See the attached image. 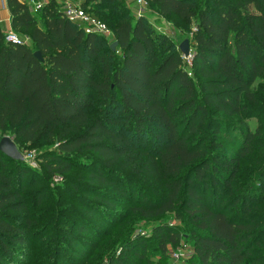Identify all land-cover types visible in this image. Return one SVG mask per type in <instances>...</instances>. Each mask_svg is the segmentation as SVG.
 Masks as SVG:
<instances>
[{
    "label": "trees",
    "instance_id": "obj_1",
    "mask_svg": "<svg viewBox=\"0 0 264 264\" xmlns=\"http://www.w3.org/2000/svg\"><path fill=\"white\" fill-rule=\"evenodd\" d=\"M148 2L163 17L195 25L193 71L177 45L152 34L145 17L135 15L124 0L82 3L85 11L92 4L91 16L112 24L120 53L109 47L106 55L100 53L99 34H87L67 19L55 0H48L38 12L21 0H7L12 28L27 35L33 45L6 39L0 26V132L11 135L19 146L56 145V152L40 155L51 176L67 175L74 156L95 154L87 184L91 191H101L95 207L105 210L97 214L87 209L84 219L96 214L105 223H115L114 204L125 196L132 201L135 216L174 214L186 230L162 223L151 234H140L123 224L107 234L105 242L82 252L84 258L98 248L96 259L105 258L108 264H152L148 254L152 240L163 254L170 255L172 246H188L190 264H264V180L225 198L226 191L239 183L235 179L241 159L257 150L256 139L262 133L241 129L234 140L220 133L223 127L226 133L234 127L231 118L243 119V112L257 101L255 81H264V0ZM43 11L45 28L36 19ZM91 59L99 65V76ZM115 114L118 120L113 119ZM153 132L162 139L138 150L137 144ZM224 144L235 152L221 157L212 152V147ZM261 148L264 152V145ZM24 161L0 151L3 264L16 256L17 247L31 242L24 191L31 169ZM125 169L138 179L152 177L137 181L157 198L124 185L126 180H112L114 171ZM106 186L119 194L113 196L116 201L103 190ZM41 203L39 195L37 205Z\"/></svg>",
    "mask_w": 264,
    "mask_h": 264
},
{
    "label": "rangeland",
    "instance_id": "obj_2",
    "mask_svg": "<svg viewBox=\"0 0 264 264\" xmlns=\"http://www.w3.org/2000/svg\"><path fill=\"white\" fill-rule=\"evenodd\" d=\"M55 1L57 9L64 14V4L66 0ZM84 1L85 0H72V2L81 7ZM124 1L128 3L127 0ZM134 4H136V2H134ZM136 6L142 11L146 20V26L152 34L157 35L158 37L166 36L171 39L183 53L189 69L192 70L191 60L188 59L191 58L193 53L195 25H185L175 17H163L156 12V9L151 5H148L145 8H141L138 4H136ZM91 8L92 4L86 8V11L89 14H91ZM93 10L94 9L92 8V11ZM10 18V16L6 18L2 16L0 17V26L6 34V39L9 36V32H13L21 42L25 43L27 46H32V41L27 35L12 28ZM46 18L47 16L44 11L42 14L36 15L38 25L41 28H45ZM104 23L112 32V34L108 36L99 34L101 38L100 41L103 42V45L100 48V53L106 55L109 47H111V44L115 41V36L112 31V24L108 22ZM78 26L85 32L81 25ZM185 41H188L189 44V50L187 53H184L181 48ZM116 50L117 54H119L120 50L118 48ZM164 53L165 50L161 49L158 54L162 55ZM91 62L94 65L96 75L99 76V65L95 59H91ZM263 86L264 81L262 79H257L253 85L257 101L251 104L250 109L243 112V119L241 121L237 118H231L234 127L230 129L229 133H226L224 127L220 130L221 135L224 137L227 136L229 140L237 138V133L241 129H246L251 132L259 130L262 133L261 137L256 139L258 142L257 144L260 145L257 146V150L251 155L241 159L242 162L239 167L237 179H235L239 180V183L235 185L234 189L226 191L229 195L225 198L236 196L238 189L243 192L249 190V186L257 184L256 180H264V152L262 150L263 148H261V146L264 145ZM117 117L118 115L115 114L113 119L118 120ZM200 131V134L205 133L203 127L200 128ZM0 135L2 137L6 136L2 134V132H0ZM160 139H162L161 134L153 132L152 135L144 138L143 145L137 144V148L142 151L147 150L146 143ZM17 146L25 157L24 164L31 169V173L25 180L24 187V191L27 192L25 195L32 221L30 228L31 242L28 245L17 247L15 249L16 256L11 259L7 258L6 264H108L109 260L107 261L105 258L102 260L96 259V255L99 251L98 248L94 251V254L89 257L84 258L80 254L86 251L87 248L92 250L95 243L100 244L105 242L108 238L107 234L111 235L116 232L121 226H123V224H127V226L129 225L133 229L135 228V232L140 234L141 232L144 234H151L156 225L172 223L179 226L180 230L186 233V230L181 228L183 222L175 219L174 214L149 219H141L140 217L135 216V214L131 213L132 201L125 196H119V194H116L113 190L114 187L112 186H106L103 190L107 192L106 194H108V196H110L109 194H111V197L119 196V200L116 203L114 202V210H116L117 213L113 214L118 215L115 223H105L98 217L99 215L97 216L96 214L91 220L87 218L84 219V213L87 209L94 210L97 214H104L103 211L105 210L103 207H95L96 201L103 197L101 196V191L96 187L94 188H96L95 190L97 191H91V187L87 184L91 172L94 171L92 160L95 158V154L93 152H88L74 156L72 158L71 171L67 175L60 177L58 175L51 176L47 174L40 159V155L45 151L56 152V145L51 146L48 143L39 142L35 145L21 144L19 146L17 144ZM211 150L212 152L217 153L219 157L235 152L234 149L227 144L220 145L217 149L216 147H212ZM10 167H12L11 164ZM114 172V175L111 176L112 180H126L124 185H131L133 189L142 190L144 192H148V189L146 190V188L142 187L140 185L141 181L137 180H154L152 177H150V179L135 178L132 173H130L129 169H125L124 171L116 170ZM212 188V186L209 187L208 193L210 195L213 191ZM39 195L42 197V203L37 205V196ZM148 196L151 197L152 200L157 198V196L150 193V191L148 192ZM113 200L116 201V198L113 197ZM127 215L129 216L126 217ZM83 227L87 230H80V228ZM148 244V254L152 264L157 261H161V264H190L187 263V259L184 257V254H188L189 249L185 246H172L169 255L168 253H161L156 241L150 240V243ZM173 250L181 253L182 257L178 260L171 257V252ZM22 256H24L23 260H21ZM80 259L85 260V262L82 263ZM0 264L3 263L0 261Z\"/></svg>",
    "mask_w": 264,
    "mask_h": 264
},
{
    "label": "built area",
    "instance_id": "obj_3",
    "mask_svg": "<svg viewBox=\"0 0 264 264\" xmlns=\"http://www.w3.org/2000/svg\"><path fill=\"white\" fill-rule=\"evenodd\" d=\"M21 1L29 5L31 10H33L34 12H38L39 10L44 8V6L48 2V0H21ZM6 2L7 0H0V3L5 4ZM135 2L141 8H145L149 5L148 0H135ZM64 8H65L64 16L67 19H69L71 22L81 25L87 34L97 33L107 36L112 34L110 28L104 22L91 16L81 6L76 5L74 2H72V0H66L64 4ZM7 39L13 42L23 43L13 32H9V36ZM188 60H191V58H189ZM1 138L2 136L0 135V140ZM185 247L189 248L188 246ZM191 251L192 250L189 248L188 254L187 255L184 254L185 259L189 258V256L191 255ZM171 257H174L175 259L178 260L182 257V254L173 250L171 252Z\"/></svg>",
    "mask_w": 264,
    "mask_h": 264
},
{
    "label": "water",
    "instance_id": "obj_4",
    "mask_svg": "<svg viewBox=\"0 0 264 264\" xmlns=\"http://www.w3.org/2000/svg\"><path fill=\"white\" fill-rule=\"evenodd\" d=\"M118 46V42L114 41L111 44V49L112 50H116V47ZM182 50L184 53H187L189 50V44L188 41H185L182 46H181ZM35 55L40 59V60H44V58L41 55L40 51H36ZM0 151L5 154L6 156L14 159V160H21L24 161L25 157L22 154V152L20 151V149L18 148L14 138L12 136H4L1 138L0 140Z\"/></svg>",
    "mask_w": 264,
    "mask_h": 264
},
{
    "label": "crops",
    "instance_id": "obj_5",
    "mask_svg": "<svg viewBox=\"0 0 264 264\" xmlns=\"http://www.w3.org/2000/svg\"><path fill=\"white\" fill-rule=\"evenodd\" d=\"M128 1V5L129 7L132 9L133 13L137 16L142 15L143 13L141 10H139V8L136 6V4H134L135 0H127ZM11 17L10 15V11L7 7V2L5 4L0 3V17ZM11 19V18H10Z\"/></svg>",
    "mask_w": 264,
    "mask_h": 264
}]
</instances>
